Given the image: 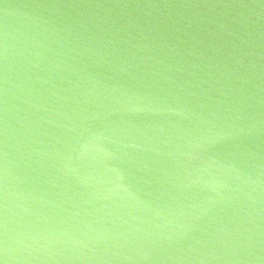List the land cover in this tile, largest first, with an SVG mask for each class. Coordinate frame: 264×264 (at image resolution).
<instances>
[{"label":"water","instance_id":"obj_1","mask_svg":"<svg viewBox=\"0 0 264 264\" xmlns=\"http://www.w3.org/2000/svg\"><path fill=\"white\" fill-rule=\"evenodd\" d=\"M0 264H264V0H0Z\"/></svg>","mask_w":264,"mask_h":264}]
</instances>
